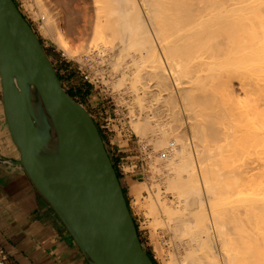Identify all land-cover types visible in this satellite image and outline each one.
I'll return each mask as SVG.
<instances>
[{
    "label": "bare ground",
    "instance_id": "obj_1",
    "mask_svg": "<svg viewBox=\"0 0 264 264\" xmlns=\"http://www.w3.org/2000/svg\"><path fill=\"white\" fill-rule=\"evenodd\" d=\"M27 1L44 33L55 40L66 56H79L86 38L83 40L80 31L81 49L75 47L74 41L73 47L68 39L73 35L67 34V38L65 22L72 13V22L82 20V26L87 28L92 15L90 1ZM93 1L97 5L94 20L98 35L91 39L98 40L94 46L111 71L112 88L123 96L128 94L139 111L145 113L134 118L133 128L154 147L157 156L150 166L162 174L159 179L164 190L173 195V201L169 197L171 205H167L164 198L163 202L160 199L162 189H157L147 196L149 206L145 205L148 201L144 204L153 216L145 209L144 213L150 214L156 224H165L171 234L173 252L169 251L167 264H264V0ZM85 33H89L87 29ZM104 37L112 39L109 54L104 51ZM93 50L90 46L85 49L89 60L96 53ZM185 67L194 73H187ZM197 68L208 71V78L214 74L221 86L216 87L217 91L233 93L234 98L232 79H237L236 90L242 98L238 104L233 98L227 101L231 106L235 103L234 107L240 105L228 121L221 120L216 125L217 115L208 111L202 113V119L195 117L200 112L197 105L209 108L213 92L208 94V90H202L205 85L200 86L202 89L196 85L202 80L198 79ZM185 73L189 74L188 85L182 78ZM26 100L42 154L51 160L55 138L50 115L33 86H28ZM222 110L218 114L224 119ZM206 142L216 145L206 146ZM230 156L233 167L226 169ZM49 165L53 167L52 162ZM233 185L240 188V196L236 194L240 207L234 209L235 214H229L221 205L232 202L226 199L234 196L229 194ZM158 214L165 217L158 218ZM151 220L148 222L154 226ZM229 222L236 226H228ZM161 241L167 244L163 237Z\"/></svg>",
    "mask_w": 264,
    "mask_h": 264
},
{
    "label": "water",
    "instance_id": "obj_2",
    "mask_svg": "<svg viewBox=\"0 0 264 264\" xmlns=\"http://www.w3.org/2000/svg\"><path fill=\"white\" fill-rule=\"evenodd\" d=\"M0 75L18 163L88 264H154L141 244L98 126L63 88L38 35L13 0H0ZM28 86L35 88L52 121L51 160L42 154L28 113Z\"/></svg>",
    "mask_w": 264,
    "mask_h": 264
},
{
    "label": "rangeland",
    "instance_id": "obj_3",
    "mask_svg": "<svg viewBox=\"0 0 264 264\" xmlns=\"http://www.w3.org/2000/svg\"><path fill=\"white\" fill-rule=\"evenodd\" d=\"M13 1L15 2V4H17L16 6L19 9V11L22 13L23 17L26 19V21H28L30 26L33 28L35 33L38 35L42 46L44 47L49 59L51 60L53 66L57 72L58 77L61 80L63 88L67 91V93L69 92L72 95V98H74L76 101H78L81 105H83L86 108V110L90 113L91 117L93 118L96 125L98 126V129L100 131V134L102 135L106 149H108L107 150L108 154L111 158V161H112L113 166L116 170L119 181L121 183L124 196L126 198L129 210H130L131 215H132L134 222L136 224L137 232H138L139 238L141 239L140 241H141V244H142L144 250L147 251V253L151 257V259L155 262V264H167L169 261V254L168 253L173 252V248H171L172 247L171 238H169V237H171V234L167 230V227L165 224H162V222H161L158 225V224H156V222H154L155 220H151L154 218H151L153 215L150 212H148V210H147V207L149 206V199H150V198H147V196L149 197V194L151 196V194L156 193L157 189H160V190L162 189L161 193H160L161 201L164 198L167 202L166 204L171 205L170 204L171 201L169 199L171 198V200L173 201V195H171L170 192H167L166 190H164L165 189L164 185L161 183L162 180L160 181V179H159V177H162V174H160V172L158 170L154 169L153 166H150V164L155 161L156 156H157L156 155L157 153L155 151H154L155 153L153 152L154 147L152 146L151 142H149L147 140L148 138L146 136L142 135L141 133H136L137 131L135 132V128H133L134 127L133 121L135 119H137L138 115H141L143 117L145 115V113L144 112L141 113L139 111V109L136 107V105L131 101V98L129 96H127L128 94H124V96H123L122 93L114 90L115 89L114 87L112 88L113 84H112V79H111V71L109 70V68H107L106 63H104L102 61V59L100 58V56H99L100 53L97 51V46H94V43L96 41H98V40L95 41V39H97V36H95V34L96 35H98V34H97V30H96L97 20H94V19H96V16H95L96 11L95 10L97 8V5L94 3L93 0H89L90 2L88 4V6H89L90 13L92 12L91 13L92 15L90 17L91 18L90 22H88V24L86 23L87 28H84L82 26V25H84V22L82 20L76 21L75 24H77L78 26L77 25L75 26L74 22H72L73 21V19L71 17L72 13H70L71 16H70V18H68L69 20H67L68 22L70 21L72 24L70 22L69 23L65 22V25H67L65 29H68L66 35L67 34H69L71 36L73 35L71 38H68L69 35H67V38L70 39L73 47H74V42H75V47H77L78 49H81L80 47L83 45L86 46V47L84 46V48H82L84 51L82 50V53L79 55L80 57L79 56H70L69 57V55L66 56L67 54L64 52V50L62 48L58 47V44L56 42H54L55 40H51L52 38L49 37V35H46L44 33V31L41 28L40 21L38 22V20L35 19L34 15L32 14V12L29 9V4H28L29 1H27V0H13ZM24 6H25V8H24ZM69 8H72V6ZM29 12H30V14H29ZM90 23H92L91 26L89 25ZM37 24L40 25V27H38ZM80 26H81V29H80ZM67 27H69V28H67ZM72 29H74V30H72ZM77 29L79 32L77 31ZM86 29H87V32H89L88 34L85 33ZM93 29H94V32H92ZM41 30H42V33H40ZM95 30H96V32H95ZM80 31H82L84 35ZM73 32H74V34H73ZM75 33H77L78 35H76ZM79 34H80V36H79ZM89 34H90V36H89ZM82 35H83V37H82ZM92 36L95 38L94 40L91 39ZM81 37L84 38L83 40H85V38H86V40L83 41V43H81L82 42ZM111 40H112L111 37H107V38L104 37V45H105L104 51L106 52V50H107V54H109V50H110L109 47H110ZM91 41H92V43H91ZM106 41L108 44L105 43ZM85 42H87V44H85ZM80 43H81V46L78 47L80 45ZM87 46L93 47V49H94L93 51L96 52L95 55H97V57L95 55H93V59L91 58V60H89V58L86 55L88 53H87V51H85V49L86 50L88 49ZM81 57H83V58H81ZM107 57H108V55H107ZM98 58H100V59H98ZM80 59H82V62ZM91 62H93V63H91ZM197 69L196 70L198 71V75L200 76L198 79H202L204 82L202 83L201 82L202 80H200L199 83H201V85L199 83L196 85L199 87L205 85L204 86L206 88L205 90H204V87H203V89H202V87H200V88L205 92L208 90L209 91V93L207 91L208 94H211L212 91L213 92L211 94V99L209 100V108L211 110H209V108L204 109V107L201 104H200L201 106L197 105L198 111H200V112H198V115H195V117L197 116L196 117L197 119H202V117H203L202 113L208 111L212 114H215V116L217 115L216 116L217 118L215 119V122L217 123L216 125H219V121H221V120L222 121H228L229 118L234 116L236 111L238 112L240 105H238V107L237 106L234 107V106L236 104H238L239 102H237V101H239L242 98L240 95V92L238 90H236V89H238L237 88V79L236 78L232 79V84L234 87L233 92L236 91V93H234V96L237 97V98H234L232 96L233 95L232 92H230L232 94L229 95L228 94L229 92L226 93L222 89H220V90L218 89V91H217L216 87L220 88L221 86L217 83L216 78L213 76L214 74L212 75V77H209L210 78L209 79L208 77H206V75L208 74V71L201 69V68H197ZM186 70H188V71H186ZM190 70L191 71H189L188 67L187 68L185 67V69H184V71H186L187 73L192 74L193 69L190 68ZM196 70H194V71L196 72ZM200 70H202L201 71L202 73L200 72ZM187 73H185L182 76L183 81H184V85L189 84L188 83L189 79L187 77V75H189V74H187ZM204 74H205L206 78L203 76ZM93 76H95V77H93ZM185 77H187V78L185 79ZM107 78H109V80ZM110 79H111V81H110ZM204 79H206L207 81ZM106 81H108V82H106ZM185 82H187V84ZM207 82H210L211 84L208 83L209 84L208 85ZM106 83L108 84V87H107ZM210 86H212V87H210ZM109 88H112V89H109ZM214 91H216V93ZM220 91L221 92L223 91V93H221ZM219 92H220V94H222V95L225 94V95L222 96L219 94ZM216 94L217 95L219 94L218 98H217ZM236 94H238V95H236ZM213 95H216V97ZM228 96H229V98H228ZM230 96H232V97H230ZM215 98H217V99H215ZM231 98L234 99L232 101L236 100L235 101L236 104L234 103V105L232 104V106L229 102H227ZM121 99L123 102L121 101ZM223 101H225V102H223ZM232 101H230V102L232 103ZM130 103L132 104L131 106H129ZM215 103H217V104H215ZM221 104L222 105L225 104L223 106V108H222ZM210 105H212V106L210 107ZM214 106H216V107H214ZM225 106H226V108L224 110ZM215 108H217L218 110H216ZM232 108L233 109L235 108L236 110L231 111ZM128 109H131V111L130 110L128 111ZM220 109H223L222 111H224V115L226 116V118L223 119V118L219 117L218 113L220 112ZM227 110H228V112H227ZM134 111H136V112H134ZM229 111L233 115L232 114L229 115ZM226 113H228V115ZM199 115H200V117H198ZM131 118H132V120H131ZM106 125H107V127H106ZM119 139L120 140H126L125 143H127V147H130L132 149L131 153H127V154L123 153L124 157L125 156L131 157L129 159L128 163H122V161H125L126 159L122 156L117 155L118 153L121 154V152H117V150L114 149V144H112V142H111V140L116 141ZM147 142H149L150 145ZM205 144H206V146L211 147L213 143L206 142ZM215 145L216 144H213L212 147H214ZM148 150H149V152H148ZM150 153L153 154V156ZM149 156H152L155 158H152V157L149 158ZM229 160H231V161L233 160L232 156L227 158V161L224 165L226 169L227 168L229 169V167L231 169V167H233V162L231 163ZM228 161H229V164L227 163ZM221 168H222V170L225 169L224 167H221ZM152 169H153V172H152ZM124 171L131 174L129 176V182H125L122 179V177L124 175ZM153 178H155V179H153ZM149 179L151 182L149 181ZM155 181L157 184L154 183ZM146 183H147V185H146ZM151 183H152V187H150ZM153 185H154V187H153ZM155 185H158L159 187L156 188ZM235 187H237V186L233 185V187L230 188L231 192L230 193L227 192V195H228V193L233 194L234 196H231V197H232V199L233 198L234 199L233 200L232 199L227 200L228 198L230 199L231 197H227V199H226V201H232L234 204L232 202H227L226 204L221 205L222 209H225V210L228 209L227 213H229V214H235L234 212L236 211V207L237 208L240 207L239 202H236L237 197L240 196V194H237L238 193L237 191H239L238 189H240V188H239V186H238V189H236ZM135 188H137L138 191L135 190ZM164 193H167V195ZM236 194L238 196H236ZM144 204L145 205L148 204V206H144ZM232 204H233V206H231ZM226 206H228V207H226ZM234 209H235V211H234ZM232 210H233V212H232ZM144 211H145V213H147V212L150 213L152 216H150V214L146 215L144 213ZM229 211H231V212H229ZM164 217H165V215L158 214V218H164ZM150 220H151V222H154V226H153V223L148 222ZM157 223H159V222H157ZM149 224L153 227H151ZM234 224H235L234 222H229L228 226H233ZM155 225H157V226H155ZM160 225H161V228L163 226L166 227V230L164 227L161 229ZM234 226H236V224ZM150 228H152V229H150ZM232 231H234V230L232 229ZM163 232L166 234H164ZM162 237L167 242V244H165L166 246L161 241ZM168 240H169V242H168ZM165 247H168V248H165ZM165 249L167 251H165ZM166 260H168V261H166Z\"/></svg>",
    "mask_w": 264,
    "mask_h": 264
},
{
    "label": "crops",
    "instance_id": "obj_4",
    "mask_svg": "<svg viewBox=\"0 0 264 264\" xmlns=\"http://www.w3.org/2000/svg\"><path fill=\"white\" fill-rule=\"evenodd\" d=\"M111 142L121 152L119 156L132 151L126 140ZM124 158L122 163H128L131 157ZM18 161L5 117L0 75V245L14 264H88ZM130 175L124 171L122 179L129 182Z\"/></svg>",
    "mask_w": 264,
    "mask_h": 264
},
{
    "label": "built area",
    "instance_id": "obj_5",
    "mask_svg": "<svg viewBox=\"0 0 264 264\" xmlns=\"http://www.w3.org/2000/svg\"><path fill=\"white\" fill-rule=\"evenodd\" d=\"M0 264H14L9 260L7 252L2 246H0Z\"/></svg>",
    "mask_w": 264,
    "mask_h": 264
},
{
    "label": "trees",
    "instance_id": "obj_6",
    "mask_svg": "<svg viewBox=\"0 0 264 264\" xmlns=\"http://www.w3.org/2000/svg\"><path fill=\"white\" fill-rule=\"evenodd\" d=\"M68 94L72 97V95L68 92ZM102 136V135H101ZM128 205V204H127ZM137 228V227H136ZM148 254V253H147ZM149 255V254H148ZM151 258V257H150ZM153 261V260H152ZM153 263L155 264V262L153 261Z\"/></svg>",
    "mask_w": 264,
    "mask_h": 264
}]
</instances>
